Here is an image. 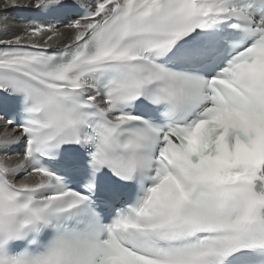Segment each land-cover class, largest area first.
I'll return each instance as SVG.
<instances>
[{
	"label": "snow or ice",
	"instance_id": "obj_1",
	"mask_svg": "<svg viewBox=\"0 0 264 264\" xmlns=\"http://www.w3.org/2000/svg\"><path fill=\"white\" fill-rule=\"evenodd\" d=\"M0 130V264H264V0H0Z\"/></svg>",
	"mask_w": 264,
	"mask_h": 264
},
{
	"label": "bare ground",
	"instance_id": "obj_2",
	"mask_svg": "<svg viewBox=\"0 0 264 264\" xmlns=\"http://www.w3.org/2000/svg\"><path fill=\"white\" fill-rule=\"evenodd\" d=\"M12 13H13V11H10V12L8 13L10 19H11V14H12ZM11 20H12V19H11ZM20 29H21V28H20L19 26L16 25V29H15V30L19 31ZM9 131H10V129H9ZM0 135H2V130H0Z\"/></svg>",
	"mask_w": 264,
	"mask_h": 264
}]
</instances>
